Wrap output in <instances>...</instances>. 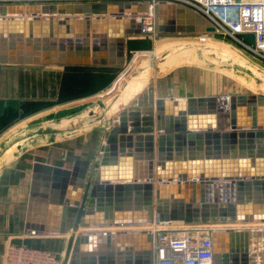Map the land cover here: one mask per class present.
<instances>
[{"label":"water","instance_id":"95a60500","mask_svg":"<svg viewBox=\"0 0 264 264\" xmlns=\"http://www.w3.org/2000/svg\"><path fill=\"white\" fill-rule=\"evenodd\" d=\"M148 13L156 34L216 33L200 14L178 4L150 8L148 3H77L24 10L0 6V65L123 67L132 37L151 33L136 20ZM184 62L209 69L238 68L264 87V72L231 53L208 45L172 44L153 58H140L111 95L71 115L23 127L0 141L2 165L34 138L58 140L111 123L92 182H85L87 166L81 162L71 172L33 166L32 186L42 183L43 192L49 184L61 188L60 203L69 182L82 192L69 211L85 231L69 238L62 264H153L148 231H88L92 227L177 222L210 230L208 226L217 224H264V93L173 102L166 104L173 110L165 119L160 115L166 113L164 102L152 101L151 78L129 92V82L142 72H162L163 65L169 64V69ZM145 96L149 100L144 101ZM154 120L163 135L157 138L153 175ZM162 122L166 126L161 128ZM143 144L145 174L139 175L134 173L139 156L133 158L131 151ZM187 149L193 150L188 160ZM167 166L174 170L164 171ZM96 215L99 219H92ZM248 237L245 230L211 231L213 264H250Z\"/></svg>","mask_w":264,"mask_h":264},{"label":"crops","instance_id":"0c3cea01","mask_svg":"<svg viewBox=\"0 0 264 264\" xmlns=\"http://www.w3.org/2000/svg\"><path fill=\"white\" fill-rule=\"evenodd\" d=\"M133 39L137 41L139 38ZM126 48L130 54L137 52L128 45ZM168 66L163 65L162 72L156 69L158 71L153 76L148 71L140 75L152 79V101L162 100L166 113L173 110L168 105L189 98L214 97L222 100L243 95L232 92L237 83L222 69L204 68L194 62L166 69ZM121 69L123 71L124 66L0 65V141L11 130V104L86 102L87 107L114 85L122 73ZM144 98V101L149 100L146 96ZM166 113L160 115L166 119L169 117ZM156 125L154 120L151 126L153 132L150 133L154 138L153 175L156 172L157 138L163 135ZM163 125L166 126L164 122L159 126L162 128ZM110 126L109 122L82 133L64 135L58 140H52L50 136L34 138L26 144L29 147L21 148L0 165V264H4V252L8 245L48 251L63 258L69 238L85 231L81 229V221L76 225L75 214L69 211L76 199L80 201L82 192L78 193L74 184L69 182L65 200L60 203L63 198L61 188H53L49 184L43 192L42 183L32 186L33 166L41 164L71 172L81 162L87 166L85 182H92L103 135ZM190 152L193 150H186L187 160ZM131 154L133 158L139 156L134 160V173L145 174V166H142L145 145H141L139 151L133 148ZM172 170L173 167L167 166L164 171ZM92 219L99 217L92 216ZM88 231H92L91 228Z\"/></svg>","mask_w":264,"mask_h":264},{"label":"built area","instance_id":"2783aa9c","mask_svg":"<svg viewBox=\"0 0 264 264\" xmlns=\"http://www.w3.org/2000/svg\"><path fill=\"white\" fill-rule=\"evenodd\" d=\"M148 3L178 4L200 14L216 33L235 40L246 51L264 62V0H0V6L60 4ZM144 27L153 25L151 13L136 18ZM251 35L254 46L241 42L237 35ZM172 223L160 226L154 222L148 232L152 237L153 264H213L211 231L200 228L179 229ZM204 234L206 236H204ZM63 258L48 251L8 245L4 264H62Z\"/></svg>","mask_w":264,"mask_h":264},{"label":"rangeland","instance_id":"374dc122","mask_svg":"<svg viewBox=\"0 0 264 264\" xmlns=\"http://www.w3.org/2000/svg\"><path fill=\"white\" fill-rule=\"evenodd\" d=\"M257 1H262V0H257ZM132 38H139L137 39V41L131 42L132 40H130L128 42V46L135 47L134 49L137 52H133L128 56L127 64L124 67H126L128 63L134 58H136L135 59L136 62L140 58H153L156 55V53L159 52L158 50L157 51L155 50V43L159 40H167L168 45L166 46H170L172 45L171 43L172 41L184 39L186 41H191V43L197 44V45H209L213 47L219 46V47L225 48L229 50L233 55L237 56L240 60L245 62L246 64L258 69L259 71L264 72V62L258 60L255 57V55H253L252 53L242 48L238 43H236L235 40L231 39L228 36L224 37L220 33L161 35V34H156L154 32H151L147 35H141V36L132 37ZM237 38L248 46H251V47L254 46V40L251 35L249 36L246 34L237 35ZM222 70H224L227 74H229V76L233 78V80H235L237 83L236 85L233 84L234 85V88L232 91L233 93L243 94V95H246V94L256 95L258 91L259 83L256 82L250 74L246 73L245 71L241 69L234 68V67L233 68L224 67L222 68ZM120 71H122V69ZM157 71L158 70L153 69L152 74L155 75ZM113 92H110L109 95H111ZM105 94H103L101 97L98 96L97 98H95V101L100 100L104 97H107V95ZM86 105H87L86 102L71 103V104H43V105L11 104V130L8 131L7 133H13L23 127H27L33 124L42 123L46 121H52V120H56L61 117L71 115L83 109L82 107H86ZM6 135L2 138V140L8 136ZM237 225H238L237 227L245 228V229H242L245 231L249 229H253V228L256 229V228L263 227V230L256 229L249 234L248 249H249V255L251 258H252V255L254 254V257L257 261L256 264H264V224L252 223V224H237ZM215 227L216 225L208 226V229L213 231L215 230ZM176 228L194 229V228H200V227L178 226ZM204 236L206 235L204 234Z\"/></svg>","mask_w":264,"mask_h":264},{"label":"bare ground","instance_id":"6f19581e","mask_svg":"<svg viewBox=\"0 0 264 264\" xmlns=\"http://www.w3.org/2000/svg\"><path fill=\"white\" fill-rule=\"evenodd\" d=\"M24 10L25 6H21ZM145 30L146 32H152V28L151 27H145ZM172 44H180V43H191V41H186V40H177V41H172L171 42ZM167 44V40H159L155 43V50L157 51H160L161 49L165 48ZM209 46V45H208ZM228 53H231L229 50L225 49V48H222V47H219V46H216ZM154 50V51H155ZM232 54V53H231ZM138 56V55H137ZM136 57V56H135ZM136 58H134L133 60H131L128 65L125 68V70L123 69L120 77L117 79V81L114 83V85L107 91L105 92L106 94L105 95H109L110 92H113L116 87L118 86V84L121 82V80H123V78L129 73V71L133 68V66L136 64V61H135ZM146 72V71H144ZM142 72V74L144 73ZM141 74H139V76L137 78H135L134 80H132V82H129L131 84V88H128L129 89V92H136L138 91L140 88H139V83H141L140 81L141 80H146L145 78L141 77L140 76ZM151 81V80H150ZM259 93H264V87H261L260 85H258V91L256 94H259ZM12 134V133H10ZM172 223H160V226L164 227V226H167V225H170ZM238 225L237 224H234V225H231V224H228V225H220V224H217L216 227H215V230L217 231H223V230H242V229H245V228H241V227H237ZM152 227L150 226H131V227H112V228H91L92 231L94 232H131V233H138V232H142V231H148V230H151ZM256 229H262L263 230V227L262 228H256ZM256 229H249V230H246V232H248V234H250L251 232H253L254 230ZM243 231V230H242ZM249 240V238H248ZM250 257V255H249ZM250 264H256V259L254 257V254L252 255V258L250 257Z\"/></svg>","mask_w":264,"mask_h":264},{"label":"trees","instance_id":"16d2710c","mask_svg":"<svg viewBox=\"0 0 264 264\" xmlns=\"http://www.w3.org/2000/svg\"><path fill=\"white\" fill-rule=\"evenodd\" d=\"M131 42H133V41H131ZM130 48H133V49H134L135 47H133V46H130Z\"/></svg>","mask_w":264,"mask_h":264}]
</instances>
